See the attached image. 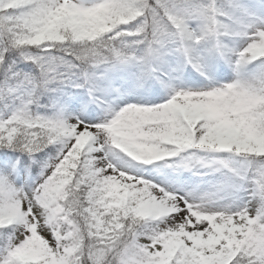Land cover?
<instances>
[{"label":"snow or ice","instance_id":"1","mask_svg":"<svg viewBox=\"0 0 264 264\" xmlns=\"http://www.w3.org/2000/svg\"><path fill=\"white\" fill-rule=\"evenodd\" d=\"M0 264H264V0H0Z\"/></svg>","mask_w":264,"mask_h":264}]
</instances>
